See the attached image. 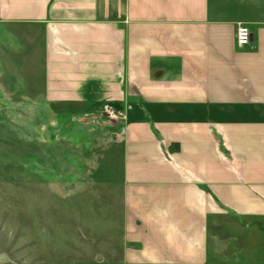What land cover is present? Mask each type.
I'll return each mask as SVG.
<instances>
[{
  "label": "crops",
  "instance_id": "0c3cea01",
  "mask_svg": "<svg viewBox=\"0 0 264 264\" xmlns=\"http://www.w3.org/2000/svg\"><path fill=\"white\" fill-rule=\"evenodd\" d=\"M2 102L119 200L112 264H264V0H0Z\"/></svg>",
  "mask_w": 264,
  "mask_h": 264
},
{
  "label": "rangeland",
  "instance_id": "374dc122",
  "mask_svg": "<svg viewBox=\"0 0 264 264\" xmlns=\"http://www.w3.org/2000/svg\"><path fill=\"white\" fill-rule=\"evenodd\" d=\"M9 106L0 103V264H112L119 200L63 137L42 142L40 125L27 127Z\"/></svg>",
  "mask_w": 264,
  "mask_h": 264
},
{
  "label": "built area",
  "instance_id": "2783aa9c",
  "mask_svg": "<svg viewBox=\"0 0 264 264\" xmlns=\"http://www.w3.org/2000/svg\"><path fill=\"white\" fill-rule=\"evenodd\" d=\"M252 30L245 24H240L236 30V42L238 46H247L251 43ZM105 116L111 121L120 122L124 119L123 112L114 103L106 102L102 105ZM126 127H123L121 133H125Z\"/></svg>",
  "mask_w": 264,
  "mask_h": 264
}]
</instances>
